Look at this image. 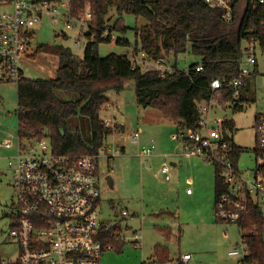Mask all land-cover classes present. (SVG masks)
<instances>
[{
  "label": "built area",
  "instance_id": "built-area-1",
  "mask_svg": "<svg viewBox=\"0 0 264 264\" xmlns=\"http://www.w3.org/2000/svg\"><path fill=\"white\" fill-rule=\"evenodd\" d=\"M82 0H0V85L20 84L25 80L23 63L34 54V28L45 16L53 23L63 24L73 29V21L88 24L92 13L84 8L79 16L73 14V7ZM210 9L219 11L227 23L244 20L252 14L264 16V0H202ZM87 19V21H86ZM112 25V24H111ZM111 37L110 43H116L118 35L110 33L108 28L102 37ZM78 45V44H77ZM257 44L243 42L239 74L226 84L213 79L210 89L211 99L200 108L199 126L196 130L177 132L173 140L184 143L185 155L201 157L211 162L218 170L219 177L226 185V191L216 199V219L237 225L241 241L229 255L241 259L240 264H258L247 261L251 251L244 242L242 222L248 213L250 200L264 205V163L255 170L253 179L248 173L239 170L233 161L234 143L224 130V120L210 121L208 114L216 104L225 109L236 105L240 90L252 77L251 68L257 66ZM138 54V53H137ZM134 53V56L137 55ZM132 60L141 69L170 72L172 68L163 60H151L145 53ZM244 63L246 67H244ZM200 72L201 65L195 68ZM232 90L234 103L221 105L216 97L225 86ZM107 128L118 129L108 119H103ZM117 127V128H116ZM256 154L264 161V115L255 119ZM138 143L140 132L130 135ZM28 144V145H26ZM13 142L5 140L2 148L12 149ZM155 146L147 149L141 156L150 157ZM121 150L104 146L98 154L69 155L55 153L49 142L46 130L30 136L18 135L15 155L9 159L12 169V187L15 194L14 225L10 235L19 249L15 262L3 261V264H102L106 253L117 250V244L126 241L114 231L109 236L115 241H107L110 227H103L99 215L101 200L100 172L98 161L105 157L113 161ZM113 171V169H112ZM161 173L170 181V165L165 161ZM123 218H129V212H122ZM109 237V238H110ZM143 233L134 232L128 240L135 249L143 247ZM191 254H183L176 261L164 264H189Z\"/></svg>",
  "mask_w": 264,
  "mask_h": 264
},
{
  "label": "trees",
  "instance_id": "trees-1",
  "mask_svg": "<svg viewBox=\"0 0 264 264\" xmlns=\"http://www.w3.org/2000/svg\"><path fill=\"white\" fill-rule=\"evenodd\" d=\"M87 4L92 19L88 24V42L83 57L78 58L64 46L41 45L32 56L41 53L57 56V77L38 81L25 79L18 84V134L30 136L46 130L51 147L58 154L99 153L114 133L101 117L103 108L109 104L108 94L123 92L129 81L135 82L139 106L159 111L183 131L196 130L200 108L213 95L210 89L212 80L217 78L226 84L238 76L242 43L254 42L264 56V16L261 13L227 23L219 11L208 8L202 0H82L75 3L74 16H79ZM111 11L119 19L125 14L136 20L144 19L147 25L135 32L134 53L143 52L154 61L162 59L171 65L172 70L165 73L143 71L127 56L110 54L101 57L99 46L111 40L110 36L102 37L108 28L110 33L118 35L116 44L130 45L124 39L129 28L122 20L111 25ZM188 52L198 61L187 70H180L178 56ZM169 53L173 55L164 59ZM199 65L203 67L200 72L195 70ZM259 76L256 66L251 78ZM62 96H72V100ZM216 97L223 105L235 102L228 85ZM75 119L81 120L78 124L85 127L83 133L72 131ZM223 127L230 132L234 130L233 122L229 120ZM241 153L234 145L233 161L236 165ZM262 171L264 173V168ZM224 191L226 187L216 169V198ZM263 226L262 208L251 199L242 222V238L251 251L247 261L264 264ZM114 231L111 228L106 233L110 244H115L109 236ZM123 245L117 244V250ZM156 253L160 263L170 261L165 248H156ZM2 262L0 257V264Z\"/></svg>",
  "mask_w": 264,
  "mask_h": 264
},
{
  "label": "rangeland",
  "instance_id": "rangeland-1",
  "mask_svg": "<svg viewBox=\"0 0 264 264\" xmlns=\"http://www.w3.org/2000/svg\"><path fill=\"white\" fill-rule=\"evenodd\" d=\"M85 7L86 10L90 8L88 4ZM109 17L112 18V25L118 20H122V23L129 28L124 39L130 45L101 44L98 50L99 55L106 57L110 54H117L127 56L131 60L136 56L140 58L139 53L134 56L135 32L136 29L140 30V28L146 26L147 22L142 18L136 20L134 16L126 14L119 19L114 11H111ZM72 24L73 29H68L63 24L53 23L51 18L45 16L33 30L34 52L41 45L64 46L69 48L75 56L82 58L88 42L86 37L88 29L86 23L79 24L73 21ZM169 55L171 56L173 53L165 55L164 59L170 57ZM256 55L258 59L257 71L260 78H262V85L259 86L257 78L247 81V84L241 90L243 97L242 109H235L233 105L226 106L223 109L214 104L208 114L210 121L228 119L235 124L233 142L242 152L239 157V167L244 172H250L251 179H253V172L256 168L264 163L255 153L257 148L254 129L255 119L258 115H264V56L259 49L256 50ZM178 57V68L180 70H187L192 63L198 61L189 52ZM58 65L59 59L57 56L41 53L26 59L22 69L26 80H50L57 77ZM167 65L171 67L169 64H166V67ZM244 67H246L245 63ZM141 70L148 71L144 68ZM251 70L252 72L255 71V66ZM17 90V83L0 85V135L2 133L6 134L4 138H0V143L4 139L12 141L14 152H16L19 133V123L16 115L18 110ZM62 97L63 99L72 100V96ZM108 98L109 104L103 108L101 117L118 125V129H115L114 133L106 140L105 146L117 148L121 150V154L113 161H108L105 157L100 158L98 161L101 180L100 220L117 229L121 238L128 241L131 239L132 233L127 231L126 227H130L132 231L137 230L140 228L141 218L144 219L142 249L136 250L127 242L120 250L114 251L115 254L122 255H114L120 257L114 259V263L131 264L132 262V264H135V260L142 258L143 255L146 261H149L152 257L157 261L156 254L150 256V253L156 245H161L162 248L170 251V259L173 261L177 260L179 254H191L192 260L189 264H195L201 259H204L206 264H240L241 259L229 256V252L241 241L237 225H230L233 226L230 239L235 238L239 241L235 245L229 246L228 241L224 239H228L225 232L223 233L222 230V233H219L215 229L213 230L212 220H210L212 218L213 221L216 220L214 205L209 210L210 200L213 199L214 201L215 197L216 168L214 164L201 157L191 156L187 158L183 155L181 158L186 161L185 167H171L170 176L172 180L167 185L162 176L155 177V174L159 171L158 168H152L151 172L148 171V167H153L150 164L148 165L150 159L148 161L147 158L141 160V156L153 145L155 146V154L159 148L157 143L165 149L171 144L174 152H177V149L179 152L180 147L185 146L184 143L169 139L173 130L172 132L169 130L170 126L166 125L168 121H165L166 119L159 111L153 108H144L137 104L134 81H129L125 90L121 93H109ZM159 120L166 123L160 124L158 123ZM78 123H81V120L75 119L73 121L72 131L79 130L83 133L85 127ZM5 127L10 129L6 130ZM137 132H140V139L138 143H135L130 135ZM162 138L168 140V142L162 144ZM169 140L171 143H169ZM164 153L169 155L173 151ZM167 162L170 165V163L176 161L171 156ZM175 169L177 170L176 177L180 178L179 187L182 192L180 198H178V188H174L175 180L177 181L174 175ZM147 173L152 178L148 186L142 182V178ZM105 175H111L114 179L113 188L103 178ZM191 177L196 178V187L189 181ZM12 179L13 172L8 166V159L4 157L3 151H0V257L7 262H15L19 254L18 246L10 235L14 225L13 214L16 204ZM169 189L172 190L171 194H169ZM193 193V197L188 196ZM167 207L174 209V216L163 215L160 217V211ZM261 208L264 218L263 204ZM126 210L133 218L122 217V212ZM179 215H181L182 221L178 220ZM181 223H184V225ZM154 225L159 226L161 229L171 226L173 229L170 234L165 235L158 231L154 232ZM109 257L110 255L105 254L102 264H110ZM128 257L130 259H127ZM156 264L162 263L157 261Z\"/></svg>",
  "mask_w": 264,
  "mask_h": 264
},
{
  "label": "crops",
  "instance_id": "crops-1",
  "mask_svg": "<svg viewBox=\"0 0 264 264\" xmlns=\"http://www.w3.org/2000/svg\"><path fill=\"white\" fill-rule=\"evenodd\" d=\"M249 79H252L251 77L249 78ZM248 79V80H249ZM260 79H261V81H260ZM247 80V81H248ZM247 81H246V83H245V85L247 84ZM257 81H258V84H259V86H261L262 85V78H260V76L259 77H257ZM243 89V88H242ZM241 89V90H242ZM241 90H240V98H239V100H237L236 101V105L234 106V108L235 109H239V106H242V102H240L241 100L243 101V97H242V92H241ZM230 103H232V102H230ZM230 103H228V104H224L225 106L226 105H229ZM221 105H223V104H221ZM238 106V107H237ZM157 111V110H156ZM164 117V116H163ZM257 117V116H256ZM164 119H166L165 121H168L167 123L166 122H163L162 120H159L158 121V123H160V124H163V123H166V125L169 127V130L172 132V130H173V132H182L183 130L182 129H180L179 128V126H178V124H176L175 122H173V121H171V120H169V119H167V118H165L164 117ZM226 120H228V119H225L224 121H226ZM161 121V122H160ZM230 121V120H229ZM233 122V121H232ZM233 125H234V130H233V132H230V131H228V130H226V129H224L226 132H228V134L232 137V141H233V134H234V132H235V124L233 123ZM163 127V126H162ZM6 128V127H5ZM122 128V127H121ZM120 128V129H121ZM10 129V128H9ZM9 129H7L6 128V130H9ZM173 132L171 133L172 135H171V137H169V139H171V140H173V135L175 134H173ZM156 133H158V131H156ZM19 135V134H18ZM6 136V134L4 133H2L1 135H0V138H4ZM5 140H7V139H4V141ZM162 140V144H164V143H166V142H168V140H166V139H164V138H162L161 139ZM10 141V140H9ZM174 142H175V140H173ZM12 142V141H11ZM169 143H171L170 142V140H169ZM234 143V142H233ZM158 144V150L156 151V153L155 154H153L152 156H150V157H144V158H147V161H148V165L150 164L151 166H153V167H148V171L149 172H151L153 169L152 168H158L159 169V171H158V173H156L155 174V177L156 178H158V177H160V176H162L163 177V180L166 182V184L167 185H169L170 184V182H171V180H172V178L170 179V181H167L166 179H165V176L161 173V166H162V164L165 162V161H167L168 160V158H170L171 156H172V158H173V160L174 161H176V162H172V163H170V174H171V167H173V168H176V167H178V166H180V167H185V165H186V161H184V159H182L181 158V156L183 157V155L184 156H186L185 155V153H184V147H183V145H182V147H180V153L178 152V149H177V152H174V150H173V148L171 147V144L169 145V147L167 148V149H165L164 147H161L160 145H159V143H157ZM13 145H14V143H13ZM0 151H3V154H4V157L6 158V159H8V161H9V159L10 158H12L14 155H15V153L16 152H14V146H13V148L12 149H6V148H2ZM173 151V153H171V154H169V155H167V154H165L164 152H172ZM255 153H256V151H255ZM256 156H257V154H256ZM187 158H190L191 156H186ZM195 157V156H194ZM144 158H141V160L142 159H144ZM189 161H190V159H188ZM146 161V162H147ZM9 166V165H8ZM237 167L239 168V170L240 171H242L241 169H240V167H239V161H238V164H237ZM10 168V167H9ZM216 168V167H215ZM217 169V168H216ZM216 169H215V174H216ZM12 170V169H11ZM242 172H244V171H242ZM176 173H177V170L175 169L174 170V175H175V177H176ZM244 173H248V174H250V172H248V171H245ZM148 174V175H147ZM146 174V176L144 175V178H142V182H144L147 186H148V183L149 182H151L152 180V178H151V175L149 174V173H147ZM254 174H255V171L253 172V176H254ZM107 176H109V175H105V177H103V178H105V180H106V177ZM250 176V175H249ZM171 177V176H170ZM179 177H180V174H179ZM216 177V176H215ZM220 178V177H219ZM144 179V180H143ZM176 179H177V181L175 180V189L176 188H178L177 190H179L178 191V198H180V195H181V190H180V178H177L176 177ZM221 179V178H220ZM114 180V179H113ZM222 180V179H221ZM189 181L191 182V184L193 183V185H195V187H196V178L195 177H191L190 179H189ZM222 182H223V184H224V181L222 180ZM174 184V183H173ZM224 186L226 187V185L224 184ZM227 189V188H226ZM169 191V194H171V192H172V190H168ZM173 192H175V191H173ZM176 196V195H175ZM189 197H193L194 196V193L192 194V195H188ZM216 193H215V197H214V201H213V199H211L210 200V204H209V210H211V207H212V205H214V210H215V204H216ZM100 203H101V200H100ZM100 203H99V206H100ZM174 210V209H173ZM172 210V207H167V208H164L163 210H161L160 211V214H159V216L161 217V216H163V215H173L174 216V211ZM214 210H213V214H214ZM136 216V215H135ZM214 217V216H213ZM129 218H133V216H130ZM178 220L179 221H182V217H181V215H179V218H178ZM210 220H212L211 221V223L213 224V230L215 229L217 232H219V233H222V230H223V233L225 232V235L228 237V239L227 238H224L226 241H228V243H229V246H233V245H235L239 240L238 239H236L235 240V238H232V239H230V235L232 234V231H233V226L231 227L230 225H234V224H224V222H221V221H219V220H215V221H213V218L212 219H210ZM144 219L143 218H141V223H140V228H138L137 230H131V228L130 227H126V230L127 231H131V233L133 234L134 232H136V231H138V232H142L143 233V226H144ZM101 223H102V226L103 227H110V228H112L111 226H108L107 224H105V223H103L102 221H101ZM182 225H184V223H181ZM220 225H224L223 226V228H222V226H220ZM225 228V229H224ZM237 228V227H236ZM112 229H114V228H112ZM172 227L171 226H166L165 227V229H161L159 226H157V225H154V227H153V230H154V232H156V231H158V232H161V233H164L165 235H168V234H170V232L172 231ZM237 229H239V228H237ZM149 230V229H148ZM115 231H117L118 232V230L117 229H115ZM152 231V230H151ZM222 235V234H221ZM144 237V236H143ZM240 239H241V236H240ZM143 240H144V238H143ZM128 241H124L123 243H124V245L127 243ZM128 243H130V242H128ZM121 244V243H120ZM131 244V243H130ZM239 244V243H238ZM132 245V244H131ZM158 247H161V245H156L155 247H154V249H152V251H151V253H150V256H153L154 255V253L155 254H157L156 253V248H158ZM137 250V249H136ZM139 250V249H138ZM167 251V254H166V256L168 257V259L170 260V261H173V260H171L170 259V251L169 250H166ZM110 254H108V253H106L107 255H110V257H109V262H110V264H115L114 263V259H116V258H120V257H118V256H122L121 254L119 255V254H115V252L113 251V252H109ZM153 253V254H152ZM112 255V256H111ZM114 255H118V256H114ZM181 255H183V254H179V256L177 257V259L181 256ZM158 256V255H157ZM230 256V255H229ZM231 257V256H230ZM234 258V257H233ZM127 259H130L129 257L127 258ZM4 261V260H3ZM120 261V260H119ZM136 261V263L135 264H156V262L158 261V257H157V261H155V258H150L149 259V261H146L145 260V258H144V255L142 256V258H139L138 260H135ZM126 263H127V261H126ZM131 264H132V262H131ZM163 264V263H162ZM195 264H206V262H204V259H201V261H198V262H196Z\"/></svg>",
  "mask_w": 264,
  "mask_h": 264
},
{
  "label": "water",
  "instance_id": "water-1",
  "mask_svg": "<svg viewBox=\"0 0 264 264\" xmlns=\"http://www.w3.org/2000/svg\"><path fill=\"white\" fill-rule=\"evenodd\" d=\"M260 81H261V79H260ZM106 181H107V184H108L111 188H113V186H114V180H113V178L111 177V175H109V176L106 177Z\"/></svg>",
  "mask_w": 264,
  "mask_h": 264
},
{
  "label": "flooded vegetation",
  "instance_id": "flooded-vegetation-1",
  "mask_svg": "<svg viewBox=\"0 0 264 264\" xmlns=\"http://www.w3.org/2000/svg\"><path fill=\"white\" fill-rule=\"evenodd\" d=\"M105 179V178H104Z\"/></svg>",
  "mask_w": 264,
  "mask_h": 264
}]
</instances>
